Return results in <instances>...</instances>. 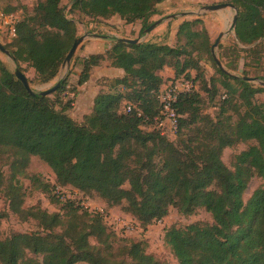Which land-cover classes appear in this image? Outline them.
<instances>
[{
	"label": "trees",
	"instance_id": "trees-1",
	"mask_svg": "<svg viewBox=\"0 0 264 264\" xmlns=\"http://www.w3.org/2000/svg\"><path fill=\"white\" fill-rule=\"evenodd\" d=\"M61 1L40 0L33 14L17 23L7 50L16 69L23 74L20 65L25 64L41 84L58 75L78 38ZM164 1L73 0L71 9L93 20L119 16L126 24L140 21L147 29L156 6ZM230 1L237 10L238 44L247 47L264 39V0ZM201 25L199 19L182 22L175 46L114 39L103 54L83 59L77 86L88 82L93 68L103 64L123 75L113 81L112 90L96 94L82 123L74 122L65 106L56 110L60 100L50 99V94L41 96L33 89L29 94L0 60V162L8 168L6 178L0 167V192L11 213L42 229L5 239L0 235V264H162L146 250L142 238L117 244L116 234L99 214L72 201L62 202L54 191L67 186L84 195L96 194L108 208L120 206L144 231L164 219L170 208L183 216L203 209L211 224L165 229L164 244L177 264H264V186L244 200L252 179L264 182V102L255 98L264 94V86L218 68L219 78L207 82L200 61L207 55L215 62L207 31L203 26L197 29ZM165 67L175 78L195 71L201 89L211 95L209 101L219 91L217 85L225 92L213 118L203 114L199 93L180 94L173 105L178 115L174 141L142 128L159 113L163 83L159 72ZM65 88L66 80H60L51 95L63 96ZM126 102L136 109L121 112ZM240 144L247 148L234 156L230 169L221 160L222 152ZM32 157L51 170L55 185L27 174ZM20 178L28 180L32 190L52 194V203L61 204L60 212L23 208L26 191ZM5 216L0 212V222Z\"/></svg>",
	"mask_w": 264,
	"mask_h": 264
},
{
	"label": "rangeland",
	"instance_id": "rangeland-1",
	"mask_svg": "<svg viewBox=\"0 0 264 264\" xmlns=\"http://www.w3.org/2000/svg\"><path fill=\"white\" fill-rule=\"evenodd\" d=\"M39 1L40 0H0V9H6L8 7L14 8L17 11H20V13L22 12V19L33 14V10ZM72 2L73 0H62L60 7L63 9L66 17L75 22L77 37L79 38L81 36H85V40L78 47L75 55L70 61L69 66L61 67L58 75L53 80L45 84H41L37 81L36 75L31 68L27 67L25 64H21L20 67L23 70L24 76L30 81V87L35 92L50 90L60 80L65 79V94L63 96L50 94L49 98L52 100L59 99L60 102L55 103L56 110H60L65 106L68 114L76 123L83 122L82 116L91 109L92 101L96 94L100 92L106 93L112 90V86L114 85L113 81L123 75L118 76L117 74H112L111 71L106 70L103 74L98 73V77L92 76L84 87L77 86L78 77L82 71L81 63L83 59L90 55L91 52L94 53L96 50H102L106 46L104 49L105 52L110 48L114 39L117 40L120 38H127L131 40L137 39L141 43L149 41L175 46L177 42L175 35L178 26L184 21H194L197 19L202 21V25L198 26L197 29H200L203 26L207 31L211 45H213L220 33H225L229 30L232 19L235 15V12L229 8L219 11L205 9L206 6L232 3L230 0H166L156 6V14L149 18L147 24L149 27L154 23H157V25L151 31L146 33V29L142 28L143 26L140 21H136L132 24H126L119 16H113L107 20H93L75 10H72ZM11 41L12 39H7L0 34V43L6 50H9V44ZM89 48L92 49L91 52L88 51ZM243 48L247 49V52H241V49ZM215 54L224 69L229 74L239 77L245 75L248 78H253L255 79L253 82L255 86L264 84V81L259 79L264 78V39L257 41L251 46H241L235 38L234 31H229L221 38L219 45L215 49ZM235 56H239L240 58L237 59ZM234 58H236V64ZM0 60L10 71H15V63L11 58L7 57L2 52H0ZM228 62L229 67L227 65ZM200 65L205 73V79L207 82L211 77L219 78L216 72L217 66L208 59L207 55H203ZM102 67L110 69L107 64H103L100 68ZM94 72H96V70H93V73ZM186 73H188V76H186L188 80L192 81V91L199 93L200 97L204 101L202 111L203 114L209 115L213 118L216 113H218L219 106L223 100L222 96L225 94L224 90L217 85L219 91L213 100L209 101L211 95L201 89L202 84L200 80L196 79V72L187 71ZM170 80L171 79L164 80L161 88L167 85ZM91 88H95V92H97L94 96V91L92 93L90 92ZM255 98L258 102H264V94L256 95ZM87 108L88 110H86ZM142 128L144 131L154 130L153 125L151 124H146ZM165 138L168 141H174L176 135L175 137L167 135ZM245 148H247L246 144H240L234 148L224 149L221 155L222 162L228 168L232 169L234 156L239 154ZM0 167H2L1 170L4 174H6L7 178V165H2V162H0ZM27 174L39 175L40 179L45 182L47 181L46 183L49 185H55V178L51 170L36 157L31 158ZM19 182L26 191L23 208L39 206L50 214L60 212L61 204L52 203V194L49 196V194H43L32 190L28 180H25L24 178H20ZM262 185L264 186V182L260 179H252L244 193V200H247L251 196L252 192ZM127 187L128 185L125 184L124 188ZM55 191L54 193H56ZM57 191L61 193L62 197H60V200L62 202L72 201L75 206L78 207H81L80 203H85V206H87L88 209L103 210L104 212L110 213L113 217L119 218L124 222L133 220L132 216L125 213L120 206L108 208L104 201L96 194L84 195L70 186L57 187ZM0 212L5 214L7 213V217L5 216V218H3L0 222V235L2 239L16 233H35L42 231L37 222L31 221L30 219H23L18 215L11 213L9 211L8 202L1 192ZM211 223L212 219L210 215L203 209L197 210L191 216H183L180 215L175 208H170L167 216L162 219L160 223H153L147 227L143 234L133 233L127 237H121L116 234L117 230L120 229L119 227H117V229L114 228V233L116 234V239H118L117 244L124 243L125 240L129 238H142L145 241L146 250L154 255L155 258L162 264H177L169 248L164 244L163 236L165 229L172 226L185 227L190 224ZM90 243H95L93 238L90 239Z\"/></svg>",
	"mask_w": 264,
	"mask_h": 264
},
{
	"label": "built area",
	"instance_id": "built-area-1",
	"mask_svg": "<svg viewBox=\"0 0 264 264\" xmlns=\"http://www.w3.org/2000/svg\"><path fill=\"white\" fill-rule=\"evenodd\" d=\"M22 12L16 11L10 14H4L0 11V34L7 39H13L15 37V27L17 23L21 20ZM193 90L192 81L183 75L179 78H172L169 83L158 92V102H159V113L153 118L151 125H153L154 130L159 131L160 135L165 137L167 135L175 137L178 127V115L176 114L173 105L176 103L177 98L180 94L189 93ZM136 109L131 103H124L122 107L123 113H129ZM60 197L61 193L57 191ZM80 206L89 212H94L99 214L104 222L112 228L120 229L117 230L116 234L121 237H127L130 234L137 233L143 234L145 231L134 221L129 220L124 222L119 218L113 217L110 213H106L103 210H92L85 206V203H80ZM85 208H84V207ZM160 223V221H158Z\"/></svg>",
	"mask_w": 264,
	"mask_h": 264
},
{
	"label": "water",
	"instance_id": "water-1",
	"mask_svg": "<svg viewBox=\"0 0 264 264\" xmlns=\"http://www.w3.org/2000/svg\"><path fill=\"white\" fill-rule=\"evenodd\" d=\"M232 9L235 12V15L232 19V23L229 27V31H234V27H235V23H236V18H237V10L236 8L231 4V3H222V4H217V5H212V6H206L205 9L207 10H211V11H219V10H223V9ZM157 25V23L152 24L150 27H148L146 29V33H148L149 31H151L155 26ZM227 32L225 33H220L219 36L217 37V39L215 40V42L213 43V45L211 46V55L213 58V61L215 62L217 68L224 74L232 76V77H236L234 75L229 74L223 67V65L221 64V62L219 61V59L217 58L216 54H215V49L216 47L219 45L220 40L223 36H225L227 34ZM85 40V36H81L79 38H77L72 47L70 48L68 54L65 57L64 63L62 64V67H68L70 64L71 59L73 58V56L75 55L78 47L83 43V41ZM118 42L121 43H126V44H140L141 42L137 39L135 40H131V39H127V38H120L117 39ZM0 52H2L4 55H6L7 57L11 58L12 61L14 62L13 58L10 56L9 52L5 49V47L0 43ZM14 76L23 84L24 88L26 89V91L33 95L34 91L32 90V88L30 87L27 78L20 72L19 69H15V71L13 72ZM244 80L248 81V82H254L255 79L253 78H243ZM264 86V84H262ZM54 89H50V90H46V91H42L40 92L41 96H46L49 95L53 92Z\"/></svg>",
	"mask_w": 264,
	"mask_h": 264
},
{
	"label": "crops",
	"instance_id": "crops-1",
	"mask_svg": "<svg viewBox=\"0 0 264 264\" xmlns=\"http://www.w3.org/2000/svg\"><path fill=\"white\" fill-rule=\"evenodd\" d=\"M106 48V46L102 49V50H96L94 53H92L91 52V48H89L88 49V51L89 52H91L90 53V55H97V54H103V52H104V49ZM89 55V56H90ZM88 57V56H87ZM101 67V66H100ZM100 67H95V68H93V70L95 71L96 70V72H94L93 73V70H92V72H91V75H90V78L89 79H91L92 78V76H96V77H98L99 75H98V73L99 74H103L106 70H108V71H111V73L112 74H117L118 76H121L122 74H123V72L121 71V70H119V69H115V68H112V67H110V69L108 68V69H105V68H100ZM109 67V66H108ZM159 75L161 76V78L163 79V81L164 80H166V79H172V78H174V72H173V70L171 69V68H168V67H165L162 71H160L159 72ZM88 82H86L84 85H82V86H79V87H84L86 84H87ZM94 91V92H93ZM96 90H95V88H91L90 89V92L92 93L93 92V96H94V94H96L97 92H95ZM94 99V98H93ZM92 104H93V101H92ZM91 107H92V105H91ZM86 110H88V108L86 109ZM88 112V111H87ZM86 112V113H87ZM89 112H90V110H89ZM88 112V113H89ZM85 113V114H86ZM87 113V114H88ZM84 114V115H85Z\"/></svg>",
	"mask_w": 264,
	"mask_h": 264
}]
</instances>
